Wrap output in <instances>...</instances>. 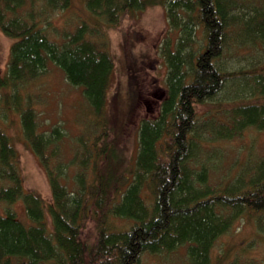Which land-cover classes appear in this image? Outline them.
I'll use <instances>...</instances> for the list:
<instances>
[{"label": "trees", "instance_id": "16d2710c", "mask_svg": "<svg viewBox=\"0 0 264 264\" xmlns=\"http://www.w3.org/2000/svg\"><path fill=\"white\" fill-rule=\"evenodd\" d=\"M74 1L0 0V30L12 38L0 72V119L19 113L23 136L45 167L51 191L43 199L24 190L19 155L0 127V264H142L144 253H167L184 244L186 264H211L216 243L239 219L252 222L264 243V157L247 178L243 170L212 183L200 137L204 126L212 142L246 129L264 131V0H157L165 4L167 31L177 37L164 36L156 45L167 65L165 94L156 115L139 125L133 161L122 159L112 141L120 136L102 120L92 141L78 138L81 156L51 165L48 148L53 145L50 154L56 155L63 132H40L31 98L22 91L53 63L101 115L114 60L95 39L103 41L124 15L137 17L153 0H80L86 16L74 9L81 19L61 30L59 41L54 18ZM240 49L262 56H253L249 69L227 71L220 58L228 51L237 56ZM227 82L235 97L225 103L224 117L200 124L197 106ZM76 162L80 170L70 189L62 179L69 180L67 165ZM19 200L25 222L10 208ZM251 246L241 243L240 250Z\"/></svg>", "mask_w": 264, "mask_h": 264}, {"label": "rangeland", "instance_id": "374dc122", "mask_svg": "<svg viewBox=\"0 0 264 264\" xmlns=\"http://www.w3.org/2000/svg\"><path fill=\"white\" fill-rule=\"evenodd\" d=\"M156 1L149 2L137 17L134 14L124 15L121 24L116 29L108 30L103 41L95 39L98 44L103 42L114 60L112 81L101 115L96 116L93 113L82 88L71 85L60 68L53 63L48 64L44 75L36 79L27 90L22 91L24 98L26 95L31 98V104L37 113L38 130L46 134L53 127H57L63 132V137L55 143L56 155L50 154L53 145L48 148L51 165L66 164L74 156L78 157L81 154L78 138L83 137L85 141H92L99 134V127L96 125H103L102 120L106 122L113 135L116 131L120 136L119 139L113 138L112 141L119 149L122 159L133 161L138 147L139 125L143 118L156 115L162 100L158 98L157 90L165 89L166 86L167 65L157 52L156 45L164 36L171 38L172 41L177 37L176 31H167L165 4ZM74 9L83 17L86 16L84 4L80 0H75L73 8L54 18L58 29L54 33L57 40H61V30L65 28L68 30L81 19L80 15L74 14ZM141 34H144V39L140 37ZM11 43L12 38L0 30V72L6 68ZM250 50L240 49L237 56H234L233 52H225L220 58L221 63H226L227 71L249 69L252 65L249 61L254 60L253 56H262L260 52L255 54L256 51L250 54ZM151 59L154 61L150 62ZM231 84L232 82L225 83L222 91L220 90L216 96L197 106L200 124L208 119L215 120L214 117L219 119L224 117L221 111L225 103L235 97ZM135 96L138 101L134 102ZM132 102L136 103L134 107ZM0 127L8 134L19 155L24 190L38 193L43 199L50 198L46 169L23 136L19 113L10 111L7 117L0 119ZM204 128L200 136L204 139L202 153L204 162L210 169L212 183L231 180L243 170L244 177L247 178L251 173L248 169L259 157H264V131L246 129L239 137L212 142L209 141L212 140L209 138L211 137L209 128L206 126ZM203 149L210 155L207 160ZM79 170L78 162L67 165L65 175L69 180L62 181L66 182L70 189L74 186L73 175ZM64 177L66 176L63 175ZM3 207L0 205V209ZM10 208L21 220L26 221L21 200ZM255 234L252 222L239 219L233 229L216 243L212 250L211 264H261L260 261L264 258V243L259 241ZM241 243L243 245L252 243V246L247 252H242ZM186 246L184 244L167 253H144L142 264H186Z\"/></svg>", "mask_w": 264, "mask_h": 264}, {"label": "flooded vegetation", "instance_id": "af4514ba", "mask_svg": "<svg viewBox=\"0 0 264 264\" xmlns=\"http://www.w3.org/2000/svg\"><path fill=\"white\" fill-rule=\"evenodd\" d=\"M163 93H161V95H159L158 97L160 98V96L162 97ZM154 96V95H153Z\"/></svg>", "mask_w": 264, "mask_h": 264}]
</instances>
